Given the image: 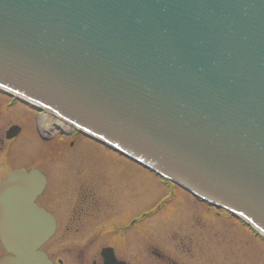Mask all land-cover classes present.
I'll return each mask as SVG.
<instances>
[{
  "label": "water",
  "instance_id": "water-1",
  "mask_svg": "<svg viewBox=\"0 0 264 264\" xmlns=\"http://www.w3.org/2000/svg\"><path fill=\"white\" fill-rule=\"evenodd\" d=\"M0 89L264 234V0H0ZM20 175L0 264H52Z\"/></svg>",
  "mask_w": 264,
  "mask_h": 264
},
{
  "label": "flooded vegetation",
  "instance_id": "flooded-vegetation-1",
  "mask_svg": "<svg viewBox=\"0 0 264 264\" xmlns=\"http://www.w3.org/2000/svg\"><path fill=\"white\" fill-rule=\"evenodd\" d=\"M1 108L5 111L17 110L19 116L2 131L0 128V183L21 174L27 177L24 178L26 182L32 179L30 187L44 184L42 191L35 197V204L50 213L56 223L54 235L41 248L53 264H210L207 258L193 255L194 246H199L200 240L198 237L193 239L191 226L185 225L171 231L170 222L173 221L175 225L183 220V214L189 219L188 223L198 224L202 230L206 224L210 225L212 220L209 215H212L223 221H233L253 238L258 237L247 222L223 209L208 205L141 164L88 138L47 108L0 90V112ZM48 115L54 120L47 126L45 120ZM61 121L68 123L67 126L48 131L51 125ZM80 137L90 144L83 156L94 149L105 155L108 152L115 154L118 159H105L103 166L110 172L109 175L106 170L99 173L93 171L99 175V181L82 172L69 184L64 181L69 171H64L65 159L62 156L68 152L62 148L66 147L64 141L69 140V146L73 149L77 144L74 139ZM32 138L41 143L42 148L30 144L25 150L26 143L32 142ZM48 142L62 146L54 152L60 154L58 158L49 156ZM71 154L74 155V152ZM76 161L85 171L96 166L88 163L89 166L85 168L80 164L81 159ZM145 171L157 178V187L163 188L161 195L155 196L150 206L144 205L146 192L142 173ZM65 182L67 188L62 185ZM63 231L65 235L61 233ZM80 231L88 233V238H85L86 241L91 239L92 245L89 246L92 254L86 256L80 251L72 255L71 259L68 256L69 261L62 253L56 258L59 249L57 253H52L50 247L56 243L63 246L64 237L69 236L67 233L71 232L74 237ZM259 239L264 243V239ZM7 255L9 253L0 239V259Z\"/></svg>",
  "mask_w": 264,
  "mask_h": 264
},
{
  "label": "rangeland",
  "instance_id": "rangeland-1",
  "mask_svg": "<svg viewBox=\"0 0 264 264\" xmlns=\"http://www.w3.org/2000/svg\"><path fill=\"white\" fill-rule=\"evenodd\" d=\"M13 110L14 109L5 111V109H2V111L0 112L1 131L3 130V128L9 125L10 122L15 121L17 116H19L18 111ZM52 120H54L52 116L48 115L47 119L45 120V125H50ZM74 140L77 144L73 147V149L69 146V140L64 141V143H66V147L64 146L63 148L61 145L58 146L59 143L48 142L47 144V147H49V151L47 152L53 159L58 158L57 155H60L54 153L60 148L65 149L63 150L64 152H68L66 154H62V156H64L63 158L65 159L64 171H69L66 174V178H64V181L66 180L70 184V180L75 181L76 175H79L82 172H85V175L87 177L92 176V179H94L95 181H99L100 177L93 171L99 173L98 171L102 172L103 170H106V174H110V172L105 169L106 167H104L103 164L105 162V159L117 160L118 157L115 154L108 152V155H105L100 151H94L93 149L88 151V153L83 156V152L89 150L90 148V144L88 143L89 141L85 138L82 139V137ZM31 141L32 142L29 141L28 143H26L25 150L27 149V146L29 148L30 144L37 148L41 147V143L37 142L35 138H32ZM79 145L80 147L77 148ZM72 152H74V155L71 154ZM76 159H81L80 164L84 165L85 168L89 166L88 163L94 164L96 166L91 169L89 168L90 170H87V172L83 167L78 166ZM142 174L144 175V177L142 178H144L145 180L144 191L146 192L144 205L150 206V204L154 201L153 198L155 196L161 195L160 191H163V188L157 187V178L155 179V177H153L148 171H145ZM62 185H64L66 188L68 187L66 185V182ZM62 185L60 187H62ZM133 186L136 185L133 184ZM177 189L180 190V188L178 187ZM67 206H69V204ZM181 217L183 218V220L177 222L175 225L173 221L170 222V229L171 231H173L175 229L183 228V226L185 225L191 226L193 239L195 237H198L200 240V245L194 246V250L192 251L194 256H197L198 258H207L210 264H264V243H262L258 237L253 238L252 235L247 233V230L239 227L237 223H234L233 221H223L222 219H218L212 215H209L210 220L214 221V223H212L211 221L210 225L209 223L206 224L205 228L202 230L198 226V224L188 223L189 219L186 218L184 214ZM217 231L218 234H216V236L218 237L214 235ZM61 233L65 235L66 232L63 231ZM67 234L69 236L67 238L64 237L65 243L63 246H58L56 243L53 244L52 247H50V251L52 253H57V249H59L58 254L55 255L56 258L61 253L62 256L67 259V261H69V257L71 259L72 255L78 254L80 253V251H83L84 255L86 256H88V254H92V248L91 246H89L92 245L90 241L91 239H88V241H86L85 238H88L89 236L87 232H77L74 237H72L73 234H71V232Z\"/></svg>",
  "mask_w": 264,
  "mask_h": 264
},
{
  "label": "bare ground",
  "instance_id": "bare-ground-1",
  "mask_svg": "<svg viewBox=\"0 0 264 264\" xmlns=\"http://www.w3.org/2000/svg\"><path fill=\"white\" fill-rule=\"evenodd\" d=\"M62 120V119H61ZM67 124L68 123H64V122H58V123H54V125H51L50 127H49V130L48 131H53L55 128H58V127H61V129H62V127H64V126H67Z\"/></svg>",
  "mask_w": 264,
  "mask_h": 264
}]
</instances>
